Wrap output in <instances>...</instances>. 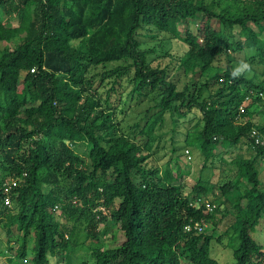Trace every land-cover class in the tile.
Masks as SVG:
<instances>
[{"label":"trees","instance_id":"obj_1","mask_svg":"<svg viewBox=\"0 0 264 264\" xmlns=\"http://www.w3.org/2000/svg\"><path fill=\"white\" fill-rule=\"evenodd\" d=\"M246 48L264 72V0H0V264L12 237V264L29 252L32 264H70L83 222L94 238L116 229L76 264H221L213 243L225 237L233 264H264V143L253 136L264 139V78L232 80L234 63L219 65ZM167 113L174 134L186 117L198 127L182 132L201 155L191 182L171 159L157 163ZM242 143L250 155L224 157ZM217 191L237 193L234 220L197 231L230 214L226 201L210 210Z\"/></svg>","mask_w":264,"mask_h":264},{"label":"rangeland","instance_id":"obj_2","mask_svg":"<svg viewBox=\"0 0 264 264\" xmlns=\"http://www.w3.org/2000/svg\"><path fill=\"white\" fill-rule=\"evenodd\" d=\"M12 22H16V20H14V18L11 19ZM180 30L185 33V24H181L179 26ZM147 39V38H146ZM148 44H152L154 43L153 41H151V39H148ZM176 42V43H175ZM175 47H178L180 45V43L178 41L175 40ZM229 55L223 54V56L221 57V60L219 61V65L221 66V68H226V66L228 65V63H234L240 59H246L248 57H251L252 55H255V51L254 49H250V48H246L244 51H240L238 53H232L231 51L228 52ZM231 55V56H230ZM255 66V70L257 72V75H259V79H263L264 78V72H263V66L259 65L258 63H254L253 64ZM220 68V67H219ZM182 86V84L180 85ZM142 107V108H141ZM141 107H139L136 112L132 111L131 112V116L128 119L127 122V126L130 124H134V122L140 118L141 116V112H139L141 109H143L145 107V105H141ZM191 117H186L182 119V126L180 127V130L177 131L175 134L173 133V125L171 123L172 121V117L170 115V113L166 114V123L163 126V131L167 132L164 137L163 140L161 141V146L160 149L158 151V153H156V156L158 157V164L161 165L162 168L166 167V163L168 160H172V164L176 165V168L178 169L180 167L181 171H183V179L186 182H191L192 175H190V173L188 172L189 170H193V167H197V165L201 162V155L200 152L191 146H185L184 143V135H183V131L186 129V127H190V131H196L198 129L193 126V124L195 123V120ZM259 122L264 123V115L262 116L261 119H259ZM176 137V145H178L180 147V149L177 151V153H173L172 150V146L175 144L173 142V137ZM80 150L79 152L84 155V157L87 158V147L86 146H80L79 147ZM224 148V147H223ZM221 148V149H223ZM238 149V150H237ZM235 148V147H231L228 151H225L224 157L227 159H231L233 158L236 154L238 153H242L245 155H250L252 150H250V148H248V144L247 143H242L239 148ZM190 150V151H188ZM178 154H183L182 161H178V159L176 158V156ZM217 165L219 166V163H217ZM262 178L264 179V164L262 165ZM206 177H209L212 181H218V179H222L224 177L223 173L221 172L220 168H216V170H214L213 173V169L211 167L207 168L204 172ZM6 181L10 182L11 180L9 178L5 179ZM237 193L235 194H231L227 197L223 196L221 194L220 191H217L216 194H213V192H211L208 196V200L212 201L213 204L218 205L223 201H226V205L228 206L229 210H230V214L224 216V211H218L217 212V220H210L207 222L206 224V228L205 230L211 231L213 228H215L217 230V234H221L224 233L226 231V229L228 228V226L233 222L234 220V208L232 209L233 206V201L235 200ZM231 207V208H230ZM105 227L104 230H102L101 232L98 230L99 234L97 236V238H94L92 236H90L87 232V228H86V222L77 224L74 229H73V235H70L69 237L71 238V247L70 249L66 252L65 254V258H67L68 262L70 264H76L81 262L84 259H87L90 257L91 251L92 249L96 246L99 245L100 243H106L109 244L110 246H112V234L115 231L116 227H111V226H105V224H103ZM71 233H68V235ZM2 237L4 239H6V231L4 229H2ZM100 237V241L99 240ZM2 246L4 249L7 250L6 254L4 256H2V264H12V262L9 260V258L11 257V255H14V253H16V250L19 246V242L16 239V237H12L11 238V245L13 246L12 250H9L11 252H8V246H7V242L6 240L1 242ZM13 253V254H12ZM213 256L216 257L221 264H233L234 263V259H233V251L232 249L227 245V237H225L222 242H218V241H214L213 243ZM21 262H23V264H32V255L29 252V255L27 258H25L24 260H21ZM186 264H190L187 260H185ZM49 264H64V262H62L58 257L55 256H51L50 258V262Z\"/></svg>","mask_w":264,"mask_h":264},{"label":"clouds","instance_id":"obj_3","mask_svg":"<svg viewBox=\"0 0 264 264\" xmlns=\"http://www.w3.org/2000/svg\"><path fill=\"white\" fill-rule=\"evenodd\" d=\"M232 80L252 79L255 75V66L247 59H240L235 62L229 73Z\"/></svg>","mask_w":264,"mask_h":264},{"label":"built area","instance_id":"obj_4","mask_svg":"<svg viewBox=\"0 0 264 264\" xmlns=\"http://www.w3.org/2000/svg\"><path fill=\"white\" fill-rule=\"evenodd\" d=\"M259 134H258V131L257 130H255L254 132H253V136L254 137H256V140L258 141V142H263L264 143V139H262L261 137H259L258 136ZM188 151H190V150H188ZM17 184V180L16 179H12L7 185V187H6V190H10L11 188H12V186L13 185H16ZM6 203L7 204H10L11 203V198H10V196H7L6 198ZM214 207H215V205H212L211 207H209L210 208V210L212 211L213 209H214ZM206 224H207V222H203V221H197V222H195V224H194V228L197 230V231H203L205 228H206ZM191 228H192V226L191 225H187V229L188 230H191Z\"/></svg>","mask_w":264,"mask_h":264}]
</instances>
